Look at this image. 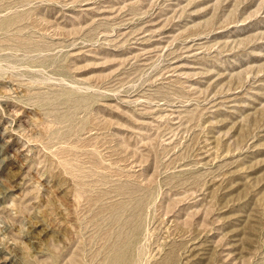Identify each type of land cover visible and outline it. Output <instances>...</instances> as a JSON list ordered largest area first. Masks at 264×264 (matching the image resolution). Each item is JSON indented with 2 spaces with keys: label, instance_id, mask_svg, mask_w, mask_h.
<instances>
[{
  "label": "rangeland",
  "instance_id": "obj_1",
  "mask_svg": "<svg viewBox=\"0 0 264 264\" xmlns=\"http://www.w3.org/2000/svg\"><path fill=\"white\" fill-rule=\"evenodd\" d=\"M0 264H264V0H0Z\"/></svg>",
  "mask_w": 264,
  "mask_h": 264
}]
</instances>
